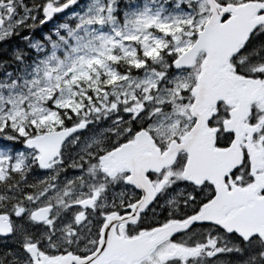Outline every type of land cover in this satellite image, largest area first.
<instances>
[{
	"label": "snow or ice",
	"instance_id": "6c2138e0",
	"mask_svg": "<svg viewBox=\"0 0 264 264\" xmlns=\"http://www.w3.org/2000/svg\"><path fill=\"white\" fill-rule=\"evenodd\" d=\"M0 264H264V0H0Z\"/></svg>",
	"mask_w": 264,
	"mask_h": 264
}]
</instances>
